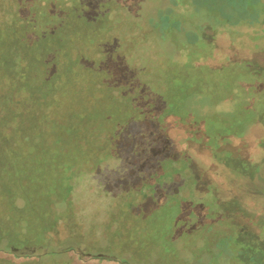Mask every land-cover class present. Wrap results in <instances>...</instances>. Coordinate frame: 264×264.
<instances>
[{"label":"rangeland","instance_id":"374dc122","mask_svg":"<svg viewBox=\"0 0 264 264\" xmlns=\"http://www.w3.org/2000/svg\"><path fill=\"white\" fill-rule=\"evenodd\" d=\"M17 1L20 0H3L7 5L2 6L6 8L9 4L10 10V6H14L11 3L17 6ZM21 1L22 6L32 3V0ZM107 2L113 11L104 40L108 50L104 45L90 46L97 35L91 34V29L71 22L67 25V17H74L71 8L63 18L64 27L60 26L63 20L59 12L67 6L61 8L59 0H52L49 4L52 8L48 7L45 13H39L43 11L39 7L38 14L34 11L22 14L18 9L16 14L22 19L17 23H12L14 19L8 15L1 18L0 87L8 93L6 107L0 106V113L9 111L1 118V125L7 126L13 120L19 123V129L24 128V132L21 130L23 135L19 134L22 139L26 133L33 138L44 128L43 136L48 135L46 139L53 140V144H47L41 152L33 149L28 152L25 143L18 140L16 150L11 153L12 168L3 169L5 176L12 181L14 177L18 179L19 173L26 170L25 158L36 160L40 157V165L36 163L32 168L35 186L36 181L40 183L39 188L58 185L60 195L64 196L65 190L69 189L68 177L57 172L52 161L68 164L71 159L76 162L89 153L81 145L86 135L73 138L74 133L81 131L77 127L72 129L73 125H84L87 109L93 111L90 112L93 121L102 129L117 124L118 119L126 121L128 115L123 109L119 113V104L106 87H97L98 82L138 87L139 95L147 91L153 107L140 119L117 127L118 146L113 155L90 175L85 174L79 179L82 203L77 209L84 213L87 209L90 211L81 221L85 238L92 239L85 244L90 253L124 260L122 251L125 248L119 246L117 250L103 232L108 208H111L114 196L126 190L129 183L150 181V176H155L152 179L155 200L166 201L178 188L181 194L173 195L164 205L152 209L148 220L135 219L130 231L133 252L124 260L126 264H190L187 255H181L177 241L181 242L191 233L201 245L205 242L208 250L203 253L210 264H264V0H182L180 4L174 0ZM161 14H168L174 20H179V16L183 19L177 28V41L174 40L176 34L166 28V22L159 24ZM131 40L130 52L119 55V50ZM193 46H197V52L203 58L199 65L203 69V78L209 81V90L190 106L197 117L190 112L183 120L172 112L186 113L187 103L182 100L185 92L195 90L197 83L181 76L173 88L164 91L166 74L160 63L164 65L171 57L179 58L183 54L191 57ZM103 49L107 51L104 56L96 55ZM77 53L81 58H75ZM101 70H107L110 75L105 76ZM20 79L28 89L22 92L23 98L18 93ZM43 92L52 98L48 104L55 110L50 113L64 117L67 114H62V106L66 99H72L68 107L79 116L73 125L63 121L60 127L73 134L69 131L70 135L61 136L58 130L52 135L57 125L51 120L41 122L36 128L37 121L30 122L26 114L20 112L24 107L31 110L32 99H38L36 109L41 107L39 99L44 96ZM246 92L249 99L245 98ZM169 94L179 103L176 107L173 100L169 102ZM237 96L245 100L236 99L239 102L234 114L229 109L223 119L216 109L217 102L224 97ZM13 108L14 112L10 111ZM30 110L27 111L29 119L33 120L37 115L33 108ZM49 122L53 124L49 125ZM170 127L184 128V131L169 130ZM46 129H49L48 133ZM14 131L9 138L19 139L17 126ZM184 138V150L189 149V153L181 147ZM184 155L182 167L186 168L179 169L177 176L162 179L158 172L163 171L164 161L174 160L173 166L180 168L177 160ZM93 156L99 157L95 153ZM254 175L255 183L249 181ZM245 177L247 180H240ZM191 187L195 190L190 193ZM254 187L256 194L252 193ZM13 188L17 195L23 186L13 182ZM243 190L250 193H242ZM44 206V201L37 203V208L29 211L30 217L23 219L28 224L17 225L25 227L30 235L33 233L39 245L42 234L32 227L40 221ZM4 214L5 220L16 216L11 208ZM143 224L147 231L139 235ZM17 226L15 224V228ZM93 242L96 247L91 248ZM188 250L197 253L196 248ZM89 262L122 264L108 258H93ZM73 264L81 263L75 260Z\"/></svg>","mask_w":264,"mask_h":264},{"label":"flooded vegetation","instance_id":"af4514ba","mask_svg":"<svg viewBox=\"0 0 264 264\" xmlns=\"http://www.w3.org/2000/svg\"><path fill=\"white\" fill-rule=\"evenodd\" d=\"M51 1L52 0H32V3H30L29 5L22 6V1L20 0L17 1V6H15V3H11L14 6H10L11 9L9 10V4L8 7L6 6V8H4L2 5H4L5 3L3 2V0H0V21L1 18H4L6 17V15H8L11 19H14L12 23H17L19 19H22L16 14L18 9L22 10V14H26V12H36L37 7H39L40 9H43V11L38 12L45 13L44 10L51 6L49 5ZM59 1L61 8L63 5L67 6L66 8H62L59 12V15H62L61 20H63L61 22L62 25L60 26L64 27L63 18L68 15L69 12L67 10L71 8V12L74 17H67V25L69 24V22H71L73 25L82 24L81 26L91 29V34L97 35H94L96 37V40L91 41L92 44L89 45L96 48L98 45H104L108 50L107 44L104 42V40L107 38L109 30L108 20H110V16L113 13L112 9L110 8L109 2H107V0ZM97 7L101 9V11L99 9L94 10ZM38 12H36V14H38ZM167 15L168 14H161L159 24L165 22L164 20ZM132 46L133 42L131 40L119 50V55L128 54ZM105 50L106 49H103V51L97 52L96 55L104 56V53L107 52ZM77 54L75 55V58H81L79 56L80 53L78 55ZM180 60V57L174 59L171 57L166 61V64L163 65L162 63H160V68L166 74V86L164 87V91L173 88V84H175V82L177 84V79L181 77L170 74L169 70L166 68V65L169 66L170 64H172V66L178 65L180 67V64H182ZM101 71L105 74V76L110 75V72H108L107 70ZM9 76L12 79L11 81L14 82L13 77L11 75ZM197 81L200 85L202 84L201 78H199V80ZM129 86L130 87L126 85L122 86L110 81L103 80H101V82H98L97 87H106L109 90L110 96L116 100L117 104H119V107L121 108L119 113H121L123 109L126 110L125 113L128 114L126 121L118 119L117 124L113 123L111 127L105 129L97 126L98 122L94 123L93 114L90 113L93 111L89 109L84 112V118L86 119L84 125H73V121H75L79 115H74L72 109L68 107V103L70 102L71 104L72 99H66V103L62 106V114H65L66 112V117L62 115L60 116L59 113H50L52 110H55V107L48 104L49 100L52 98L44 92V96L39 99L41 107H38L36 109V102L38 101V99H32L31 103H29L30 106L33 105L31 107V110L29 107H24L22 108L23 110H20L22 114H26L30 122H35V120L37 121L35 122L36 128L39 124H41V122H47L48 119L55 123V125H57V128H55L52 135H54V133L58 130H60L61 136H63L65 133H67L68 135H70L71 133L73 134V131L66 130L64 129V127H60L61 125H63V121H67L72 124V129H76L77 127L79 130H81L79 134H73L74 139H80L82 135H86V138L81 141V145L85 151H89L88 156H84L83 159H79L76 162L75 160L71 159L68 164L66 163L63 165L62 163H64V161H52V165H54V167L57 169V172L60 171L62 173H65L68 177L69 189L67 188L65 190L66 194L64 196L60 195V188L58 185H52V187L48 188H39L40 183L36 181L37 185L35 186V181L33 179L34 171L32 170V168L36 163L40 165V157H37L36 160H33V157L25 158L24 164L26 170L25 172L19 173L20 176L18 179L14 177L12 179L15 180L12 181L7 176H5L3 169L12 168L11 159L13 158L11 156V153H14V150H16L18 146V140H20L22 143H25L24 146L26 147V149H28V152L30 149L41 152L47 144H53V140L46 139L49 137L48 135L46 136V138L45 136H43L42 131L44 130V128L39 130L37 134L33 136V138L29 137V133H26L24 138L22 139L21 137H19V134L21 133L23 135L22 131L24 132V128L21 127V131L18 127L19 123L16 124L17 122H14V120L11 122L9 121V124L7 126H2L1 118L4 116V114L7 113L8 110L4 113H0V264H73L75 260H77L81 264H90L89 261L93 258H108L116 263L126 264L124 260H127L129 254H132L133 252L130 241L132 239V234L130 236V233L132 232L130 231L132 229V225L135 222V219L138 218L148 220L147 216H150V211L152 209L155 210L159 206L164 205L167 199L173 197V195L176 196L181 194V190L180 188H178L177 190L173 191V193L166 199V201H161L160 199L155 200L152 180L155 176L152 177L149 175L151 179L150 181L146 179L141 183H129L126 190L114 196L112 206H110L111 208H108L107 218L104 220L103 224V232L105 237L110 240L109 244H113L117 248V250L120 249L119 246L125 248L122 251L124 252V260H121L120 258L114 256L90 253L87 243H90L92 239L90 238L89 240H87L85 238V235L83 233L84 224L81 222L84 214L88 215L90 214V211L89 209H87V212L84 213L77 209L78 205H80V202L82 203V198L79 196L78 191L79 179H83V175L93 172V170L96 169L97 166L101 164V162L105 161L107 158L113 155L118 146V137L116 135L117 127L140 119L142 116L147 115V111H149L153 107V102L151 101V99H149L147 91H145L142 95H139L138 87L136 88L131 85ZM0 89V106L6 107V105L4 104L6 103L5 96L8 91L4 90L2 87H0ZM26 89L27 86H25L20 79V84L18 85V93L22 98L24 97L22 92ZM188 93L189 94L186 95L185 92L186 100L183 99L182 101H184L185 104L187 103V107L194 117L196 111H192L190 106H193L192 104L196 102V99L198 97H202V94L195 91H190ZM13 98H15V95ZM32 108L37 115L33 120L32 118L29 119V115L27 112L28 110L32 111ZM14 110L15 108L10 111L14 112ZM53 123L49 122V125H52ZM16 126L19 131L18 133H16V135L19 137V139H10V134H12V132H15L14 128ZM46 130H48V133L49 129ZM169 130L184 131V128L170 127ZM42 139L48 141L41 142ZM59 141L61 142L62 139H59ZM184 141L185 138L180 143L183 150L185 148L183 146ZM184 152L189 153L190 151L189 149H186L184 150ZM93 153H95L99 157L95 158L93 156ZM101 157L103 158L101 159ZM185 157L186 156L184 155L179 160H177V163L181 164L180 168H175L173 166V164H175L174 160L170 159L164 161L162 167L163 171L158 172L161 175V178L165 179L177 176L179 169L184 170L186 167H182V162L184 161ZM13 182L23 186V188H21V191L17 195H15L14 193L15 189L13 188ZM33 184L34 187H31ZM29 189L34 190H31V192ZM194 190V187L189 188L190 193ZM42 201L45 202V206L40 211V221H36L35 225L32 227L35 231L42 234V243L41 245H39V243H37V238H34V236H32L33 233L32 235H30L25 227L20 228V226L17 225L19 223L22 224V222H24L23 219L27 216L30 217L29 211H31L32 208L33 210H35L37 208V203L40 204ZM103 203V205H105V202ZM8 208H11L13 212H16V216L14 218L8 217L5 220L4 212ZM15 224L20 229L19 231L18 228H15ZM144 224L142 229L139 231V235H142L147 231ZM13 227L16 229L14 233L12 231ZM109 227L114 228L110 231ZM107 228H109L108 231ZM184 237L181 242H179V240L177 241V246L182 253L181 255H187L186 258H188L190 264H210L207 255L203 253V251L208 250V247L204 246L205 242H201V245L200 242H198L200 240H196L197 238H194V234L192 233L188 238L185 239ZM212 240L213 243L216 244V240ZM93 247H96V242H93L91 248ZM186 247L196 248L197 253L195 254V252L193 253L192 251H189ZM226 264H228V262H226Z\"/></svg>","mask_w":264,"mask_h":264},{"label":"trees","instance_id":"16d2710c","mask_svg":"<svg viewBox=\"0 0 264 264\" xmlns=\"http://www.w3.org/2000/svg\"><path fill=\"white\" fill-rule=\"evenodd\" d=\"M174 1L177 4H180L179 1L181 2L182 0H174ZM189 2H191V0H189ZM206 15L209 16V14H206ZM179 18H180L179 20H177V19L174 20L173 18L167 16V17H165V20H164L166 22V24H167L166 28L169 29V30L171 29L173 31L174 35L176 34L175 37H174V40H176V41H177V38H178V34H177L178 30H177V28L179 27V25L181 24V21L183 20V19H181V16H179ZM193 18L194 17H191V19H193ZM166 32H167V30H166ZM189 44L196 45L195 42H189ZM205 45H206V43H205ZM193 48H194L195 51L193 50V53H192L191 57H186L184 54L180 57V59H181L180 61L182 63V64H180L181 65L180 67L178 65L172 66V64H170L169 66L166 65V68L169 70L170 74L177 75V76L188 77L190 80L194 81L195 84L198 82L197 80H199V78H201L202 79V84L200 85L199 82H198L197 85H196L195 90H193V91L201 93L202 95H204V93L209 90L208 87H207L208 86L207 84L209 83V81H206L203 78V69H201V67L199 65L202 62L203 58L198 54L197 46H193ZM175 84H176V82H175ZM246 93L248 95H246L245 98L249 99L250 95H249L248 92H246ZM187 94H189V93L187 92L186 95ZM169 96H171L170 101L173 100V103H174L173 106L176 107V104H179V103L177 101H175V97H173L171 94H169ZM185 98H186V96L183 99H185ZM205 98H207V97H205ZM236 99L241 100V99H244V98H240L239 96H237L235 98H232V99L231 98L227 99V97L221 98L217 102V107H216L219 116H221V117L224 116L225 113L228 112L229 109H231V110H229L231 112V114H234V111H235L236 107L238 106V102H239V100H236ZM189 112L190 111H189L188 107H186V113H183V112L179 113L177 111H175V112L173 111L172 113L177 115L180 119L185 120V119H187V114ZM196 117L197 116H194V118H196ZM222 118L226 119L224 117H222ZM247 127H249V126H247ZM235 139L238 140V139H240V137H235ZM255 178H256V176L254 175V177L249 178V181H253L255 183ZM240 180L244 181V180H247V178L246 177L245 178H240ZM246 189L248 190L247 187H246ZM250 189H252V188H250ZM247 190H245V192L246 193L247 192L250 193V191H247ZM252 190H253L252 193L256 194L257 191H256L255 187ZM245 192H244V190L242 191V193H245Z\"/></svg>","mask_w":264,"mask_h":264}]
</instances>
